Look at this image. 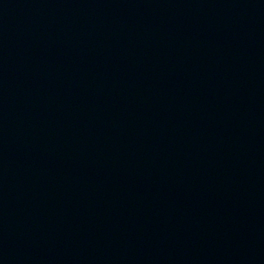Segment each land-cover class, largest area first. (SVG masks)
<instances>
[{
  "label": "water",
  "instance_id": "water-1",
  "mask_svg": "<svg viewBox=\"0 0 264 264\" xmlns=\"http://www.w3.org/2000/svg\"><path fill=\"white\" fill-rule=\"evenodd\" d=\"M0 264H264V0H0Z\"/></svg>",
  "mask_w": 264,
  "mask_h": 264
}]
</instances>
